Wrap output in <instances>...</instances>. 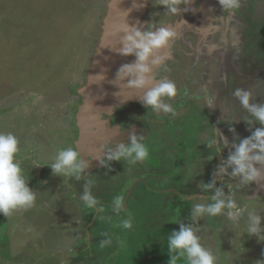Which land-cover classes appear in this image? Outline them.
<instances>
[{
  "label": "rangeland",
  "instance_id": "374dc122",
  "mask_svg": "<svg viewBox=\"0 0 264 264\" xmlns=\"http://www.w3.org/2000/svg\"><path fill=\"white\" fill-rule=\"evenodd\" d=\"M246 1L251 4L254 0ZM188 2L181 0L175 5L178 11L173 13L164 0H136L135 6L142 8L137 28L144 33L177 27L170 46L174 43L181 49L191 50L186 43L194 42L196 35L185 26H178L192 19L190 4L203 12L201 18L206 23L211 20L206 21L208 7L204 0ZM115 3L116 6L128 4L127 0H0V131L11 132L18 138L20 150L16 159L21 161L28 187L36 193L34 207L8 217L0 214V264H171L175 253L169 250L168 239L181 225L194 230L201 245L216 257L215 264H264V165L256 164L260 178L245 184L240 175H232L234 165L228 163L241 142L237 138L252 135L257 128L264 127L234 94L237 89L249 91L250 104L264 105V0L249 5V22L241 20L243 28L239 32L244 30L247 39L240 43L232 35L238 46H226L229 41L221 46L218 31L214 39L218 40L219 56L208 60L205 55L206 63L199 60L200 71L197 70L196 76L206 74L197 84L192 79L188 82L192 88H204L199 104L192 106L193 112L188 116V130L201 144L207 139L203 152L210 153V140L214 137L210 128L214 130V125L203 128L201 121L204 126L208 124L199 113L206 120L211 117L216 122L223 171L219 181L221 195L214 198L226 203L234 201L235 209L225 206L215 216L204 213L194 217L195 205L216 202L211 197L215 191L209 187L207 173L201 174L210 170V164L201 161L191 169L193 183L184 192L188 195L197 192L207 198L202 195L188 198L176 213L177 192L173 184L167 183L174 180L149 176L154 163L150 156L135 164L123 158L106 159L108 150L115 151L124 141L103 143L104 154L100 157L86 156L79 151L85 163L90 162L87 161L90 157L99 162L91 176L83 175L90 167L86 163L79 173V178L85 180L83 183L76 180V175L54 174L48 166L55 162L59 149L78 150L76 116L82 104L80 91L87 85L94 64L108 56L111 46L107 40L115 39V33L121 31L119 21H125L112 13H119ZM243 11L246 12L244 2ZM125 15L134 19V13L127 11ZM237 21L240 20L237 18ZM237 21H234L235 29L236 25L239 27ZM182 37L185 43L180 40ZM164 53L167 48L155 52V56ZM178 67L179 63L172 60L165 63L164 70ZM212 68L222 73L216 74ZM255 77L260 79L256 82ZM111 105L113 111L103 116L117 118L118 105L114 102ZM133 107L136 108L129 105ZM146 113L144 108L133 113L135 119L144 117L143 124L134 131L143 137L141 143L154 148L157 159L171 156L159 141L172 138L166 130L171 129L170 122L161 120L165 112L157 111L160 117L152 121L146 118ZM127 123L124 122L126 126ZM173 132L179 134L175 129ZM131 133L134 132L127 128L117 131L118 136L124 137ZM155 144H158L156 148ZM217 176L213 175L216 179ZM85 194L95 200L90 208L83 200ZM246 195L251 198L246 199ZM237 210L239 215L231 219L225 215ZM250 214L260 217L257 233L247 230ZM126 221L130 227H124ZM177 264H186V261L178 257Z\"/></svg>",
  "mask_w": 264,
  "mask_h": 264
},
{
  "label": "clouds",
  "instance_id": "9594fccd",
  "mask_svg": "<svg viewBox=\"0 0 264 264\" xmlns=\"http://www.w3.org/2000/svg\"><path fill=\"white\" fill-rule=\"evenodd\" d=\"M187 3L188 0H183ZM164 3L175 13L178 8L175 5L181 0H164ZM225 11L232 15L242 3V0H219ZM176 33L168 28H159L157 31L141 33L139 30L127 34L123 38L122 54L135 53L137 60L134 65H124L117 76L120 78L129 77V84L135 88L147 89L143 95V101L151 106L153 111L173 112L170 104L164 103V97L173 98L177 95V88L173 81L162 79L159 83L152 84L150 64H160L167 58V53L153 56L154 52L169 47L170 40ZM150 61V64H149ZM135 78H131L132 75ZM235 96L239 98L241 104L249 110L260 124L264 125V105L250 104V92L237 89ZM211 103V100H209ZM130 145L120 144L115 151L106 154L107 160L125 159L128 163L135 164L144 161L149 156V149L146 144L138 142L135 135L130 137ZM19 140L11 132L0 131V214L5 217L16 211L27 210L35 205L36 193L33 192L26 183L23 175L21 161L16 159L19 152ZM104 161L101 160V163ZM228 163L234 165L232 175H240L242 182L247 184L255 181L261 176L256 164L264 165V127L257 128L250 137L245 138L235 147L234 153L228 158ZM54 174L76 175L86 167V163L81 160L78 150L74 147L61 148L57 151L55 162L48 165ZM223 171V169H221ZM213 204H197L194 206L193 215L199 216L207 213L215 216L221 213L226 206L235 209L236 204L232 200L227 203L223 199L214 198ZM83 200L87 202V207L95 204V200L85 194ZM239 215V210L229 212L230 218ZM249 233L259 232L260 217L250 214ZM124 227H130L129 222L124 223ZM169 250L175 255L171 258V264H177L178 257H183L186 264H215L216 257L210 250L203 247L199 237L195 235L191 227L181 225L178 232H173L168 239Z\"/></svg>",
  "mask_w": 264,
  "mask_h": 264
},
{
  "label": "flooded vegetation",
  "instance_id": "af4514ba",
  "mask_svg": "<svg viewBox=\"0 0 264 264\" xmlns=\"http://www.w3.org/2000/svg\"><path fill=\"white\" fill-rule=\"evenodd\" d=\"M204 1L206 2V5L208 7V10L205 11L206 21L208 19V20H211L212 22L209 21L208 22L209 24L206 23L205 20L201 18V14H203V12L194 9L195 7H193V5L190 4L189 15L191 16L192 19L190 21H187V24H185L186 20L184 21V23H181L182 26H185V29H189L192 34L196 35L194 42H191L190 44H189V42L186 43L187 45H189L191 47V50H185L184 48L181 49V46H177L174 43L171 46L169 45V47H167V57H169L170 59L169 58L164 59L163 62H161L159 65L157 64L156 66H154L151 70L152 72H150L148 74L151 78L152 83L154 81H156V83H159L162 79H169L175 83L176 88H177V94H178L177 97H175V98L173 97L174 99L168 98V97L162 98L164 103L167 102V104H169V102H170V105L173 108V112L165 113V115L162 117L163 119H161V120H164L165 123H167V124L170 122L172 127L170 130L169 129H166V130L169 131V134H171L172 138H169V139L160 138L159 141H161V143H162L161 145L163 147H166V149L169 150L171 156H167L168 155L167 154L165 157L157 159L156 158L157 157L156 151L154 152V148L152 149V148L148 147V149L150 152L149 153L150 160H151V162H154V163H151V166L153 167L152 168L153 171H152V174L149 176H151L155 179L163 177V178H165L166 181H168V179H171V181L174 180L172 183L169 181L167 183L173 184V187H174L175 191L177 192L176 197H177L178 201L184 199V201L180 204V206L184 205L186 202V199H188V198H194L195 196H201V195L203 196V194H199L197 192L190 194V195L185 194V192H184V191H187L186 190L187 187L191 186L190 184L193 183L192 180L194 179V175L189 174V173H192L191 169H193L195 167V165L198 162L200 163L201 161H203V162L206 161V163L210 164V170L207 172L205 170L201 171V174L207 173L208 181L211 182V183H209V187H210V189L213 188L215 191L214 196H211V197H219L221 195V190L219 188L220 175H218V170L220 169V162L222 161V151H221V148H220L219 142H218V136H217V131H216V128H217L216 122L214 120H212L211 117H209V121L206 120V118H204L203 115L200 116V113H199V117L204 122L207 121L206 123L208 124V125L204 126V124L201 121V124H202L201 126H203V128L209 129L208 126L210 127V125H214V130H213L212 126L210 128L211 133L213 134L212 137L214 136L213 139L210 140V144L212 145L211 146L212 151L210 153H208L206 150L203 152L204 145H208V142H206L207 139L203 142V144H201V142L197 139V137L192 135L191 132H189L188 128L190 126H187V125L190 124V122L188 120L190 118L188 116L193 112L192 106H194V105L196 106V104H199V102H200L199 99L202 96L204 88H199L198 86H196L197 90H196V87H193L194 88L193 89L189 85L188 82L191 79L194 81V83L197 80L199 82L202 81V77L206 73L205 74L202 73L203 75L202 74H201V76L199 75L198 76L199 78H198L196 76V74H197L196 72H197V70L200 69L199 60H203V61L206 60L205 55L206 56L208 55V60H211L212 57H213L212 59H215L214 56H219V52H221L218 49L219 45L224 46L226 41H229L228 45H226V46H228V47L230 46L233 48L234 45L238 46L236 39L238 41H240V43H243V41H245L247 39V38H244V30H242V32H239V29L243 28L240 26V24L242 23L241 20H242V18H244L247 22H249V20H248L249 5L258 2V0H254L251 2V4H249L246 0H242L241 6L237 10H235V12L232 15H229V13L223 9V7L220 5L219 2H214V0H204ZM250 1L251 0H249V2ZM243 2L245 3L246 12L243 11ZM213 7H214V9H213ZM200 8L202 9L203 7H200ZM237 18H238V20H240L239 22L237 21ZM234 21L235 22L237 21V23L239 25V27H237V25H236V29L234 28ZM204 22H205V24H204ZM232 23H233V25H232ZM189 24H191V25H189ZM247 25L249 26L248 23H247ZM218 31L220 33L219 45H218V40L214 39V36L216 35V33ZM221 35H222V37H221ZM232 35L233 36L236 35L235 38L236 37L237 38L235 40H232ZM230 36H231V39H230ZM217 39H219V38H217ZM180 40L182 41V43H185L183 37ZM200 48H202V49H200ZM243 48L245 50V46H243ZM205 49H207L206 54H203V51ZM174 50H175L176 55L174 54ZM179 52H181V54ZM212 52H213V54H212ZM207 53H209V54H207ZM185 57L187 60L185 59ZM243 57L246 59L245 55H243ZM172 60H175L177 65L179 63L178 69H172L171 71H165L164 70L165 63L168 61H172ZM205 63H206V61H205ZM212 69H215V68H212ZM214 72H216V74L222 73L220 70H217V69H215ZM159 75H161V76H159ZM190 75H192V76H190ZM188 76H190V77H188ZM222 76H224V74ZM259 79H260V77H255L256 82ZM88 80L89 79H87V84H88ZM197 82H196V84H197ZM146 90L147 89H143V91H141L131 102L128 101L124 104L119 103V102L117 103L118 108H117V110L115 109L117 112L116 113L117 118L114 115L112 117H110V124L113 123L112 127H114L116 129L115 133H114L115 137H113L112 140L108 139L106 142H110L111 144H115V143L119 144L121 141L122 142L124 141L123 144H126V146H127L131 142L130 137L132 135H135L138 138V141L143 142V140H142L143 137H141V134L139 135L138 132L134 131V129L136 130V127H139V125L143 124V122H144L143 118L144 117L141 119H135V116L133 113H137L138 109L144 108V109H146V112H147L146 118L150 117V119H151L150 121L157 118L158 116L160 117V114L158 115L157 111H153L151 106H148L144 103L143 95H144V92ZM81 98H82V94H81ZM189 99H191L190 100L191 106H189L187 104V101ZM129 105L130 106L135 105L136 108L135 107L129 108ZM208 115H209V113L207 114V116ZM116 119H117V121L114 123V121ZM124 122L125 123L128 122L127 123L128 127L126 126V124H124ZM76 126L78 128V137H79L80 128L77 125V121H76ZM120 128L123 130H125L126 128L128 130L130 129L134 133H131L128 137L127 136L124 137L122 135L118 136L116 134V131H118ZM173 129L178 131L179 134L174 133ZM187 132L189 135L187 134ZM250 136L251 135L244 136V137L243 136L238 137L237 141L240 142L243 139L248 138ZM78 137H77V139H78ZM185 138H187V139H185ZM187 142L189 144H187ZM198 142H200V143H198ZM154 146L156 148L158 146V144L157 145L155 144ZM187 146H189V147H187ZM76 148L78 149L77 145H76ZM108 151H110V150H108ZM78 152H79V149H78ZM102 155L97 154L96 157H98V156L100 157ZM92 157H94V156H92ZM92 157H90V159H87V161H90V162H86V163H88V165H90V167L88 168V170H86L85 173H83V175L89 174L91 176L94 173L93 171L97 170V169H95V166H98L99 162H98V160L93 161ZM154 165H155V167H154ZM158 165H160V166H158ZM204 165H205V169H206L207 165L206 164H204ZM100 166H101V164H100ZM36 167L39 168V166H36ZM101 169H102V167H101ZM214 174L218 175L217 179L213 177ZM187 175H188V177H187ZM82 179L83 178H79V177L76 178L77 181H80ZM96 180H97V178H96ZM84 181L85 180H82L81 182L83 183ZM168 188H170V187H167V189ZM93 189H96V187H94L90 190H93ZM190 196H194V197H190Z\"/></svg>",
  "mask_w": 264,
  "mask_h": 264
},
{
  "label": "water",
  "instance_id": "95a60500",
  "mask_svg": "<svg viewBox=\"0 0 264 264\" xmlns=\"http://www.w3.org/2000/svg\"><path fill=\"white\" fill-rule=\"evenodd\" d=\"M127 3V5L120 4L119 6H116L117 3L114 4V8L118 9L119 13L115 11H112V13L116 15L115 17H121L125 21H119L118 28L121 31L115 33V39L107 40V45L111 46L108 56L94 64L93 69L88 74V84L80 91L82 104L76 116L80 135L76 145L80 153L86 156L99 154L97 151H100L101 155L104 154L102 144L108 139L112 140L115 137L116 129L114 127H106L107 120L102 118L104 113L110 114L113 111L111 104L113 102L132 101L143 91L142 88L130 86L129 77L120 78L117 76L124 65H134L137 60L135 53L122 54L120 52V49L124 46L122 39L127 34L139 30L137 28V19L139 13L142 12V8L135 6L136 0H127ZM127 11L134 13V19H131L130 15H125ZM176 29L177 27L172 28L173 31ZM140 31L142 30L140 29ZM152 55L155 56V52ZM154 66L156 65L150 64V69L152 70ZM131 78H135V75L133 74ZM155 83L156 81L152 84ZM218 175H221V169H219Z\"/></svg>",
  "mask_w": 264,
  "mask_h": 264
},
{
  "label": "crops",
  "instance_id": "0c3cea01",
  "mask_svg": "<svg viewBox=\"0 0 264 264\" xmlns=\"http://www.w3.org/2000/svg\"><path fill=\"white\" fill-rule=\"evenodd\" d=\"M126 102H128V101L123 102V104L126 103ZM102 118H105V119L107 120V122H106V124H105L106 127H108V128H113L112 126H110V127L108 126V124H110V117H104V116H102ZM116 133H117V132H116ZM258 194H260V193H258ZM197 197H198V196H195L194 199H196ZM199 197H200V196H199ZM203 197H206V196H203ZM245 197H246V199H247V198H251V196H249V195H246ZM206 198H207V197H206ZM213 198H214V197H213ZM241 206H243L242 208L244 209L245 205H244L243 203L241 204ZM225 215H227V217H229L227 213H226ZM229 218H230V217H229ZM230 219H231V218H230ZM90 222H91V221L89 220L87 223L90 224ZM73 239L76 241L78 238L76 239V238L73 237ZM77 241H79V239H78ZM77 241H76V242H77Z\"/></svg>",
  "mask_w": 264,
  "mask_h": 264
},
{
  "label": "trees",
  "instance_id": "16d2710c",
  "mask_svg": "<svg viewBox=\"0 0 264 264\" xmlns=\"http://www.w3.org/2000/svg\"><path fill=\"white\" fill-rule=\"evenodd\" d=\"M184 201V199L182 200H179L175 203V208H174V211H176V213L179 211V207H180V204ZM122 210H124V208L122 207L121 208Z\"/></svg>",
  "mask_w": 264,
  "mask_h": 264
}]
</instances>
